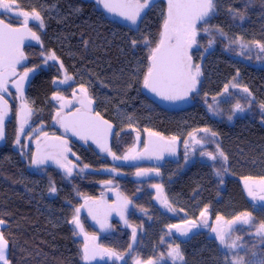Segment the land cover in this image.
<instances>
[{
    "label": "trees",
    "instance_id": "obj_1",
    "mask_svg": "<svg viewBox=\"0 0 264 264\" xmlns=\"http://www.w3.org/2000/svg\"><path fill=\"white\" fill-rule=\"evenodd\" d=\"M17 3L20 10L39 11L43 19V27L39 21L29 19L28 26L40 36V41L25 48L27 59L21 68V71L25 67L36 69L26 80L23 97L34 114L33 129L53 130L56 108L53 96L69 97L84 85L94 110L117 127L111 146L116 154L132 146L135 132L146 136L155 132L165 139L177 137L181 146L179 158L191 162L186 165L176 161L168 177L160 174L141 180L133 177L136 169L116 167L92 146L85 149L74 146L81 165H88L89 170L67 176L54 167L34 169L30 156L18 149L10 137L0 147V219L6 222L1 231L9 240L11 264H84L83 243L78 235H73L76 230L69 221L84 198L97 197L99 184L106 179L101 170L108 167L125 174L119 179L123 190L129 196L138 195L134 200H140L147 209L152 185L167 186L165 181L169 180L170 195L177 197L181 207L184 203L191 208L199 204L202 209L207 207L212 217L219 215L225 220L248 211L257 224L264 220L243 190L244 177L257 180L264 177V112L260 109L264 103V53L252 43H264V0H216V12L206 25L199 27H208L209 31H201L194 52L203 58L202 79L198 90L191 94L190 103L181 107L156 100L143 86L149 48L155 47L160 39L165 14L150 9L132 24L106 14L93 0H17ZM229 9L243 13V19ZM0 18L18 26L24 19L7 14H0ZM238 38L242 39L233 43ZM146 39L149 44H145ZM133 40L137 41L135 46ZM241 44L248 47L241 48ZM52 52L57 59L45 62ZM65 73L72 79L60 83ZM233 83L238 87H231ZM226 84L230 86L224 93ZM243 87L249 89L250 96L242 91ZM237 102L244 111H235ZM18 112L17 104L13 103L11 118ZM235 115L238 118L231 123L229 116ZM11 118L7 124L8 137L13 127ZM203 128H210L217 135L196 132ZM190 132L204 137L201 148L191 146ZM217 145L228 157L227 162L201 155V152L215 153ZM218 170L220 176L216 174ZM52 187L55 192L50 190ZM254 232L253 226L233 232L243 241L237 253L248 259L254 256L264 259V244ZM114 239L104 246L124 252L127 236ZM210 241L212 245L203 247L202 252H198L200 247L192 248L188 264H217L214 260L217 252L222 254L220 264H226L231 250L218 240ZM144 243L141 239L140 244ZM168 251V245H161L153 250V255L164 264H173Z\"/></svg>",
    "mask_w": 264,
    "mask_h": 264
},
{
    "label": "snow or ice",
    "instance_id": "obj_2",
    "mask_svg": "<svg viewBox=\"0 0 264 264\" xmlns=\"http://www.w3.org/2000/svg\"><path fill=\"white\" fill-rule=\"evenodd\" d=\"M99 4L103 6L109 13H114L125 20L130 21L132 24H136L137 20L140 18L141 13L150 6H154L155 0H97ZM0 9L6 12L22 16L24 19L21 26L14 27L11 23H6L5 20L0 19V93H5L8 91V80L12 77H17L12 81L13 86L16 88L19 97L23 99L24 90L23 84L29 78L30 73H33L35 68L25 67L22 73L17 72V66L21 65L23 61L27 59L23 51V44L25 39L40 41V36L32 31L28 27L29 19L39 21L40 27H43V19L39 11L33 9L31 12L19 10V5L17 0H0ZM217 3L216 0H167V10L164 15L162 30L160 32V39L156 43L155 47L149 48V55L147 57L149 65L146 73L144 74L143 86L149 89L151 92L155 93L161 99L175 101L181 100L188 97L190 93L197 91V85L200 83L201 65L193 62V56L191 54V49L197 45V36L200 31L208 32V27L198 28L199 24H207L208 19L216 12ZM235 15L240 16L243 19V13L238 10L229 9ZM222 33V29H218ZM233 41V43L238 42ZM145 44L150 42L146 39ZM137 41L133 40L132 44L135 46ZM260 53H264V43L259 41L252 42ZM241 48H247V44H241ZM243 55V53H240ZM43 55V53H42ZM47 59L56 60L57 57L54 52L50 53ZM63 68V64H61ZM72 77L65 73L64 80L60 83H66L71 80ZM55 83V81H54ZM228 84L224 86V93L229 90ZM231 87H238L237 84H231ZM242 91L247 93L249 96L251 93L247 87H243ZM80 98L79 105L74 113L70 116L61 117L60 113L57 112V117H59L58 122L66 130H71L74 135L80 136L81 139L87 141L92 139L102 151H107L109 155L113 157L114 160L118 159H136L138 155H132L135 149H129V153L123 157L116 156L115 153L107 146V138L112 134V124L107 120H104L99 113H93L92 110V99L89 97L88 89L84 85L80 86ZM223 95V93H221ZM75 95V93H74ZM53 99L64 100V97L60 95H54ZM213 100L216 97L212 98ZM64 104H61V108ZM209 109L212 106L209 105ZM260 109L264 112V103L260 105ZM235 111H244L243 106L237 102L235 105ZM9 108L8 102L4 99L3 95H0V140L5 139V119L8 115ZM32 108H30L25 101L20 106V126L17 131L16 144H20V133L24 131V124L27 123V117L31 116ZM232 117L229 116V120ZM147 131V130H146ZM196 132H203L206 135L210 134L211 137H215L217 133L213 132L210 128L197 129ZM47 135V134H45ZM189 137L194 144L202 145L205 143L204 137L197 138L196 134L190 132ZM150 137H157L158 140H150L145 144L144 153L153 154L157 159L162 158V153L168 151L174 153L175 143L177 137L173 136L171 138L165 139L159 133L149 132ZM60 140V138H56ZM139 139V137H137ZM67 141L60 140L59 144L53 145L52 147L56 149L54 153H50L47 156H40L34 154L32 157L33 164L43 163L45 159H53L61 168L64 169L67 176H71L73 168L75 165L71 161L67 160L65 153L70 151L66 147ZM149 144L152 145L149 149ZM188 142L185 141V148L187 149ZM39 153V149H38ZM201 155L208 156L211 160H216L218 157L224 162H227L228 157L223 151L220 150L219 145H217L216 152H201ZM185 158H187V151L185 153ZM85 168L88 165L84 166ZM115 171V169H111ZM155 171L156 175H159L158 169H139L136 172L137 176L147 175L149 172ZM227 171V169H223ZM218 176L222 173L220 170L216 172ZM107 183H110L108 181ZM153 188L157 190V197L161 205L169 211H175L174 208L169 204L166 197H162L163 188L160 184L152 185ZM243 187L247 193V196L253 202H259L262 205V210H264V177L258 180L251 176H246L243 178ZM55 192V187L50 189ZM131 201L127 198L123 199V207ZM88 201L80 208H75L72 219L69 221L74 225L75 229L79 230V233L73 232V235L83 234L84 244L81 249V258L85 262H90L93 260L108 259L123 260L124 255L118 253L111 249L103 248L99 245L90 244L89 241H95L96 237H89L88 234L84 233L83 225L80 222L79 214L81 208L87 207ZM208 208L205 207L201 211L200 216L202 219V224L204 227H210L212 233L215 234L216 240L219 241L220 245L228 250H235L242 246L238 242L241 237L237 236L235 239L232 238V234L237 230L240 225H251L255 228V234L264 238V221L258 224L254 221L251 212L245 211L235 216L230 220H225L222 216H216L215 226H209L207 219ZM89 214L93 215L92 209L89 208ZM93 219L96 216L93 215ZM127 223V221H125ZM5 221L0 219V226L5 225ZM185 226L181 225H168L169 233L172 229H175L177 233L181 236H187L192 228L199 227L195 221H185ZM104 227V224H101ZM132 240H136V229L133 228ZM131 249V245L128 246ZM9 240L5 237L4 232L0 231V264H11L8 257ZM168 257L173 260V264L176 261H184V255L181 251L180 245L175 246L169 245V251L167 253ZM135 264H140L139 259H136ZM146 264H157L156 261L149 259ZM226 264H245L243 257H234L230 261L226 258ZM253 264H264V259L253 262Z\"/></svg>",
    "mask_w": 264,
    "mask_h": 264
},
{
    "label": "rangeland",
    "instance_id": "obj_3",
    "mask_svg": "<svg viewBox=\"0 0 264 264\" xmlns=\"http://www.w3.org/2000/svg\"><path fill=\"white\" fill-rule=\"evenodd\" d=\"M97 6L99 7V5ZM164 10H166V8H164ZM0 14H7V15H12V16L16 15L15 11L12 13H9V12L4 11L3 9H0ZM30 21L36 22L35 20H32V19H30ZM199 27H200V24L198 25V28ZM200 37H201V31L197 36V45H198V38ZM34 41L36 42V40H33V42ZM197 45L191 49V54L193 56V62L200 64L201 69H202V59H203L202 55L201 54L196 55L194 53L195 48H197ZM24 53H25V49H24ZM22 72L23 71L21 70L18 71V73H22ZM15 79H18V76L8 81V91L3 93V96L9 100L11 105L13 103H16L19 108V112L11 118V105H10L9 120L11 118L13 122V127H12L11 136L8 137L7 135V141L9 140L10 137L13 138L14 145L18 149L23 150L26 154L30 156V162H31L30 165L34 169L40 170L45 167H54L56 169L61 170L64 173H65L64 169L61 168L53 159H45L43 163L33 164L32 157L34 154H38L40 156H47L50 153H54L56 149L52 147L53 145L59 144L60 140L67 141L66 147L67 149H70V151H67L65 155L67 156V160L71 161L72 164L75 165V168H73V172L71 176L78 175L81 171L89 170L88 167L85 168L84 166L81 165V162L78 156L72 151L73 145L75 144L74 141L68 138L63 133H59L58 131H56L58 129L57 112H59L60 115H62L64 113L75 111L78 107H80L79 105V98L81 95L80 89L76 90L75 92H72L69 97L58 94L64 97V100L61 101V100L55 99L56 108H55V112L52 118L53 130L49 129V130L43 131L38 128L33 129L34 114H31V116L27 117V123L24 124V131L20 133V144H16L17 131L20 126V106L25 101L19 97V94L17 93L16 88L13 86L12 81ZM199 79L201 81L202 75L200 76ZM24 83H25V88H26V81H24ZM199 84L197 85V90H198ZM25 88H24V91H25ZM191 94L192 93H190L188 97L185 99L168 101L167 104L170 105L171 107L186 106L190 103ZM61 104H64L63 108H61ZM91 107H92V110L96 112L94 110V103H92ZM237 118H238L237 115L233 116L231 119V123H234L237 120ZM57 137L60 138V140H57L56 139ZM134 137H135V140L133 141L132 146L126 149L125 151H123L121 154H118V153L116 154L113 149L111 148L110 149L113 153L116 154V156L123 157L124 155L129 153V149L134 148L135 152L132 153V155L140 154L137 156L136 159L114 160L113 157L109 155L108 152L105 154H101V155L104 158H107L116 167H121L122 165L133 167L134 169H136L134 172V176H133L134 179L138 178L141 180H147L148 178L152 176H157V175L155 171H151L147 175L137 176L136 172L139 169H158L159 175L162 174L165 178V177H168L169 172H172L173 170L172 165L176 161L185 163L181 157L180 158L179 156L174 157L172 155L162 158L161 161L157 163L154 161V158L156 157L152 156L151 154L149 155L148 159L146 160L141 159V161H138L137 160L138 158H142L141 154L144 152L145 144L149 140L148 139L149 135L146 136L145 133L143 132H135ZM137 137H139V139H137ZM151 138L154 139L153 137ZM178 143L180 144L179 141ZM78 146L85 148L86 144L82 143ZM191 146L194 148L196 147L198 149L201 148V145L194 144L193 142ZM179 147L181 146L179 145ZM38 149H39V153H38ZM189 162L191 161H188V163H185V164L188 165ZM111 169H115V171H112ZM101 172L105 174L106 179H104L99 184L100 187H99V192H98L97 197L95 199L90 198V197L84 198L81 205L85 204L86 201L98 200V199L108 197L110 195L114 196L112 193H115V192L117 196L122 198V200L124 198H127V200L131 201V203H129L130 209L127 212V218H126L127 226L122 227L118 223L116 224L112 223L108 233H99V232L94 231L93 228L89 225V222L87 220V211L86 210L84 211V209L81 208L79 219H80L81 224L83 225L84 233L88 234L89 237H92V236L96 237L95 241L90 240L89 243L99 245L106 249L114 250L124 255L123 260H115L114 258L108 259L107 257H105L104 259H102L101 264H107L111 262H115L117 264H135L136 259H139L140 264H146V262L149 259L156 261L157 264H164L160 259L154 257L153 250H155L156 247L157 248L160 247L161 245L175 246L176 244L180 245L181 251L184 255V261H176L177 262L176 264H188L187 258L189 256V253L191 254L192 248L200 247L198 252H202L205 250V249H202L203 247H209V245H212L210 240H216L215 234L211 232L210 227H204L202 224L203 218L200 216V213L204 209H202L199 204H196L194 207L191 208L189 207V204L184 203L185 206L181 207L180 206L181 203L179 202V200H177V197L170 195V192L172 189L170 186H168L169 180H167V178L165 179L167 180L165 181L167 183V186L160 184L163 188V192L161 195L162 197L167 198L169 204L172 206V208L175 209V211H169L161 205L160 201L156 199L157 190L153 187H152L153 194H152L150 203L148 204L149 208L147 209V207L141 206L140 200H138L137 202L134 200V198H138V195L136 197H132V196H129L126 193V191L123 190L122 185L119 182L120 178L125 177V174L123 172H121L120 170L114 167L105 168L101 170ZM108 181H110V183H107ZM243 190H244V187H243ZM244 192L245 194H247L245 190ZM248 199L251 202H253L249 197ZM254 203L256 204L255 212L264 219V210H262V205L259 202H253L252 204L255 205ZM207 219H208L209 226H215L216 217H212L209 211L207 212ZM185 221H195L197 225H199V227L192 228L193 231L189 232L187 236L179 235V233H177L175 229H172L171 233H169L168 225L175 224V225H181V226L186 227V225L184 224ZM147 223H149V225L147 226L148 230L147 228H145ZM4 227L5 225L0 226V231ZM251 227H252L251 225H240L237 227V230L239 229L245 230V228H251ZM133 228L136 229V242H135V246L134 247L131 246V249H129L128 246L132 244ZM75 230L77 233H79L78 229H75ZM252 234L256 236L257 238H260V240L259 239L258 240L264 244V238L257 236L255 232ZM77 235L82 241V243L84 244V235L83 234H77ZM121 235H126L127 240H128V246L124 252L104 246V243H110V241L107 242L108 240L110 239L111 241L116 240L114 238H119ZM236 237H237L236 235L232 234L233 239H235ZM141 239H144L145 241L143 245L140 244ZM238 243L242 246L238 247L235 250H231V253L228 254L229 261L234 257H237V258L243 257L245 264H253V262L259 261L260 259H262L257 256L252 257V259H248V258H245V256L239 255L237 253V250L243 247L242 237ZM216 255H217L216 259L214 260L217 264H220V259H221L222 254L217 252ZM84 264H87V262L84 261Z\"/></svg>",
    "mask_w": 264,
    "mask_h": 264
},
{
    "label": "flooded vegetation",
    "instance_id": "obj_4",
    "mask_svg": "<svg viewBox=\"0 0 264 264\" xmlns=\"http://www.w3.org/2000/svg\"><path fill=\"white\" fill-rule=\"evenodd\" d=\"M97 5H99V7L100 8H102L103 9V6L101 5V4H99L98 2H97V0H93ZM164 8H166V10H167V0H155V2H154V6H150L148 9H145L144 10V12H142L141 14H144V13H146L148 10H153L156 14H165L166 13V10H164ZM103 11H104V9H103ZM163 12V13H162ZM0 19H2V18H0ZM4 20V19H3ZM6 23H8L7 21H5ZM13 26H18V25H13ZM24 51V50H23ZM23 67V66H22ZM22 67H20L19 69H17V72L19 71V70H21V68ZM14 77H12L11 79H13ZM10 80V79H9ZM8 80V81H9ZM23 85H25V83L23 84ZM1 95H3V93H0ZM4 99L5 100H7V102L9 103V106L11 105L10 104V102H9V100L7 99V98H5L4 97ZM9 117H10V113H9V115H8V120H7V123H8V121H9ZM57 122H58V120H57ZM57 131L59 132V133H63L61 130H60V128H59V123H58V129H57ZM6 132H7V125H6ZM64 134V133H63ZM64 135H66V134H64ZM67 136V135H66ZM68 138H70V139H72L71 137H69V136H67ZM154 139H152L151 137H148V142L150 141V140H152V141H156V140H158V138H155V137H153ZM73 141H74V145H73V147L74 146H77V147H79L78 145H80V144H82V143H85L86 144V146H85V148H87L88 146H92V145H90V144H88V143H86V142H80V141H77V140H74V139H72ZM147 142V143H148ZM179 143H178V141L175 143V151H174V153H171V152H168V151H164L163 153H162V158H164V157H168V156H174V157H177L178 156V153H179ZM93 147V146H92ZM151 147H152V145L151 144H149V149H151ZM79 148H81V149H85V148H83V147H79ZM73 152H74V149L72 150ZM77 156H78V158H79V160H80V162H81V159H80V156L76 153V152H74ZM149 155L150 154H146V153H142L141 154V157L142 158H138L137 160L138 161H141V159H143V160H146V159H148L149 158ZM152 156H154V157H156L155 155H153V154H151ZM162 158H160V159H157V158H154V161L155 162H157V163H159L160 161H161V159ZM82 172L83 171H81L78 175H80V174H82ZM114 196H112V195H110V196H108V197H105V198H102V199H98V200H93L94 201V203L92 204V205H88L87 207H83V209H84V211L86 210L87 211V220L92 216L93 217V215H95L96 217H106V219L108 220V222L110 223V226H111V224L113 223V224H116V223H118V224H120L122 227H126L127 226V223L125 224V225H123V224H121L119 221H118V219H116V213L118 212V211H124V210H126V217H127V212L129 211V209H130V205L128 206V207H123V200H122V198L121 197H119V196H117V194H116V192L115 193H112ZM95 199V198H94ZM84 205V204H83ZM89 208H91L92 209V212H93V215H90L89 214ZM127 208V209H126ZM123 215H124V212H123ZM109 229H110V227H109ZM94 231H96V232H99V231H97V230H95V229H93ZM193 231V230H192ZM192 231H190V232H192ZM99 233H101V232H99ZM132 245V244H131ZM99 264H101V263H99Z\"/></svg>",
    "mask_w": 264,
    "mask_h": 264
},
{
    "label": "water",
    "instance_id": "obj_5",
    "mask_svg": "<svg viewBox=\"0 0 264 264\" xmlns=\"http://www.w3.org/2000/svg\"><path fill=\"white\" fill-rule=\"evenodd\" d=\"M104 9V8H103ZM104 11L108 14V15H110V16H112V17H114V18H117V19H119V20H123V21H128V20H125L123 17H120V16H118V15H116V14H114V13H109L106 9H104ZM19 26H21V25H19ZM19 26H14V27H19ZM29 27V26H28ZM30 28V27H29ZM31 29V28H30ZM32 30V29H31ZM33 31V30H32ZM32 42H33V40L32 39H25V41H24V44H23V50L27 47V46H30L31 44H32ZM24 64H25V61H23L22 62V64L21 65H19V66H17V69H19L20 67H22V66H24ZM11 79V78H10ZM24 88H25V85H23V90H24ZM146 91H147V93L150 95V96H152L153 98H155L156 100H158V101H160V102H163V103H168V101L169 100H164V99H161L159 96H157L155 93H153V92H151L149 89H147L146 88ZM1 95V94H0ZM8 108H9V112H8V115H9V113H10V106H9V103H8ZM76 111V110H75ZM75 111H71V112H68V113H64V114H62V115H60L61 117H64V116H70L72 113H74ZM93 113H97V112H94L93 111ZM8 115H7V117H6V119H5V139L4 140H0V147H2L4 144H5V142H6V139H7V132H6V124H7V120H8ZM101 116V115H100ZM104 120H107L110 124H112V134L111 135H109L108 136V138H107V146L109 147V148H111V146H112V142H113V139H114V136H115V134H116V132H117V127H116V125L113 123V122H111L110 120H108V119H106V118H104L103 116H101ZM58 119H59V117H58ZM59 123V122H58ZM59 128H60V130L64 133V134H66L67 136H69V137H71L72 139H74V140H77V141H80V142H86V143H88V144H90V145H92L93 146V148L95 149V151L98 153V154H105V153H107V151H102L101 150V148L95 143V142H93V140L92 139H88L87 141H85V140H83V139H81L80 138V136H78V135H74L73 134V132L69 129V130H66L64 127H62L61 126V124L59 123ZM94 203V201L93 200H91V201H88V205H92ZM123 203V202H122ZM129 205V204H128ZM127 205V206H128ZM127 209V208H126ZM123 212H124V215H123ZM127 217H126V210H124V211H118L117 213H116V219H118V221L121 223V224H123V225H125L126 224V222L125 221H127V219H126ZM88 222H89V225L93 228V229H95V230H97V231H99V232H101V233H108V231H109V227H110V223L108 222V220L106 219V217H96V219H93V217L91 216L89 219H88ZM104 224V227L102 228L101 227V224ZM193 229H191V231H192ZM135 242H136V240L135 241H133L132 240V247H134L135 246ZM101 261H102V259H99V258H97L96 260H93V261H90V262H87V264H99V263H101Z\"/></svg>",
    "mask_w": 264,
    "mask_h": 264
}]
</instances>
